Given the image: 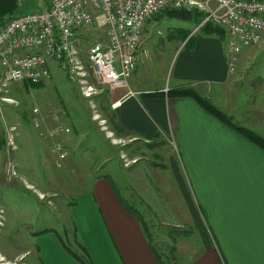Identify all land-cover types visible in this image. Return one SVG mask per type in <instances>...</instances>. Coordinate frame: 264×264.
<instances>
[{"label": "crops", "instance_id": "crops-1", "mask_svg": "<svg viewBox=\"0 0 264 264\" xmlns=\"http://www.w3.org/2000/svg\"><path fill=\"white\" fill-rule=\"evenodd\" d=\"M190 42L189 50L179 51L176 57L172 85L157 90L145 89L134 69L128 89L109 92L105 87L107 111L123 129L117 139L129 138V143L151 150L156 145V137L163 136L168 141L169 136L180 166L190 180L189 187L181 178L177 164L175 176L189 212L184 211L183 217L175 222L161 216L163 226L171 224L178 230L176 239L170 234L176 242V247L171 249L172 256L169 260L167 254L154 247L153 235L140 213L128 207L106 177H96L90 187L85 185L87 179L82 178L64 182V186L67 192L70 187L84 184L81 190L74 191L77 197L69 214L78 245L75 254L85 255L90 264H264V149L240 133L249 130L264 140V109H258L254 102L246 110H235L227 101L230 98H224V88L231 87L235 77H244V72L236 74V70L245 69L257 49L264 45V40L258 46L238 50L234 71H230L226 56V31L224 36H193ZM144 53L139 47L135 53V68L141 56L145 58ZM181 89H192L205 98H208L207 92L212 105L223 104L221 100L225 99L227 107L222 109L225 112L214 106L224 114L227 122L206 112L192 98L167 95L168 90ZM103 93L95 98L102 99ZM256 109L262 113L259 118L244 116ZM61 110L67 112L62 122L67 125L70 121L73 129L77 128L72 122L75 109L64 105L56 111ZM49 127L45 124L44 129ZM64 137L63 145L74 142ZM40 138L49 144L54 141ZM67 146H64L68 153L65 160L70 157L68 150L72 152ZM133 150H129L133 164L128 168L141 159ZM135 186L139 187L138 196L147 194L145 186ZM188 188H191L192 197ZM147 207L152 209L151 205ZM37 251L39 264H80L56 236L40 237ZM26 253L13 255L10 262Z\"/></svg>", "mask_w": 264, "mask_h": 264}, {"label": "rangeland", "instance_id": "rangeland-1", "mask_svg": "<svg viewBox=\"0 0 264 264\" xmlns=\"http://www.w3.org/2000/svg\"><path fill=\"white\" fill-rule=\"evenodd\" d=\"M49 4L50 0H18L11 17L41 11ZM200 24L197 25L193 20H183L179 15L165 13L156 15L146 23L140 43V49L145 51V58L142 55L135 68L141 87L157 90L172 85L176 57L179 51L189 50L192 43L187 46L185 43L190 37L200 35ZM217 26L224 30L222 26ZM184 32L189 35L185 41H181ZM80 34L83 36H79L81 43L78 45L82 58L85 59L90 46L101 35L94 29H83L78 35ZM222 42L225 46V41ZM244 68L236 70V74L244 72V77H235L232 86L224 88V98H230L227 101L235 110H246L254 102L258 109H264V45L257 49L253 59ZM49 70L47 85L38 88L11 85L7 96L13 102L1 103V114L7 126L16 128L17 136L13 134L17 148L9 156L15 164L17 177L8 181L3 173L8 156L5 158L6 150L1 140L0 256L7 257H0V264H16L19 261L10 262L13 255L25 252L27 253L21 264H39L38 239L46 234L56 236L66 249L76 253L78 245L76 246L69 212L77 197L74 191L81 190L84 184L70 187L66 192L64 182L71 183L83 178L87 179L85 185L90 187L96 177H106L128 207L140 213L142 221L153 235L152 244L167 254L170 260L171 249L176 247L172 237L177 238L178 230H174L175 226L171 224L163 226L161 223L164 219L161 216L165 215L166 221L175 222L183 217L184 211L189 212L175 176L177 164L183 176L181 178L190 187V180L180 166L176 150L169 141L170 137L167 136L168 141L163 136L156 137V145L151 150L137 143H129V138L118 140V134L113 131L109 121L110 114L107 110L103 111L107 105V89L103 87L102 99L95 96L84 99L77 83L71 81L56 63L50 62ZM88 81L95 85L92 77H88ZM205 95L208 97L206 99L211 97L207 92ZM225 99L221 100L223 104L214 105L221 110L225 109ZM64 105L75 109L76 113L72 111V122L77 128L73 129L70 121L67 123L70 132L64 140L72 139L74 142H68V146L67 142L64 143L72 152L68 150L69 159L63 161L58 168L55 155L50 153L51 144L41 141L39 132L31 125V109L38 106L43 121L49 127L52 125L49 121L50 110L62 109ZM64 112V117L67 118V112ZM261 115L256 109L244 116H253L255 119ZM41 130L44 131L43 125ZM129 150L135 151L133 153L141 158L130 168L128 166L133 163L129 158ZM136 184L145 186L147 194L138 196L139 187ZM188 189L192 197L191 188ZM148 205H151L153 213H150ZM170 234L174 236L171 237ZM188 242L192 243V240ZM7 259L9 262H6Z\"/></svg>", "mask_w": 264, "mask_h": 264}, {"label": "built area", "instance_id": "built-area-1", "mask_svg": "<svg viewBox=\"0 0 264 264\" xmlns=\"http://www.w3.org/2000/svg\"><path fill=\"white\" fill-rule=\"evenodd\" d=\"M166 10L199 11L204 14L199 27L209 22L222 26L227 33L230 71L236 67V53L241 47H253L264 40V0H50L41 11L9 17L0 25V104L13 102L7 96L11 85H47L50 62L77 83L86 99L102 93L103 87L109 92L128 89L144 27ZM83 29H94L101 35L85 59L78 45ZM64 114L63 110H50L52 125L42 131L46 122L40 109H31L33 129L40 137L54 140L50 153L55 155L57 167L68 156L62 137L70 129L62 122ZM13 133L16 128L7 126L0 106V140L8 156L4 164L8 181L17 177L9 156L16 149Z\"/></svg>", "mask_w": 264, "mask_h": 264}, {"label": "trees", "instance_id": "trees-1", "mask_svg": "<svg viewBox=\"0 0 264 264\" xmlns=\"http://www.w3.org/2000/svg\"><path fill=\"white\" fill-rule=\"evenodd\" d=\"M18 0H0V25L2 24V22L11 17V14L13 12V9L15 8L16 4H17ZM162 13L165 14H169V15H179L181 17V19L183 20H193V22H195L197 25L200 24L203 20L204 14L202 12L199 11H194L191 13H186L184 11H173V10H166ZM198 31L200 34L202 35H211V34H219L221 36L225 35V31L218 27L217 25H215L212 22L209 23H205L202 24L199 28ZM188 33L184 32L183 36H182V41H185L188 37ZM193 38L190 37L185 44H188L190 42V40ZM27 88L26 85H23ZM32 87L38 88V87H42V84H37V85H31ZM167 95L173 98H179V97H189L194 99L206 112H208L209 114H211L212 116L216 117L218 120L222 121V122H227V119L225 118L224 114L222 112H220L214 105H212L208 99H206L205 97L199 95L196 91L192 90V89H181V90H168L167 91ZM109 108L107 107V105L105 106L104 110H108ZM113 131L115 133H117L119 135V133H122L123 129L122 126L120 124H116L114 121V116L113 114H110V119H109ZM243 136H245L249 141H251L252 143H254L257 146H260L262 149H264V140L254 134L253 132L249 131V130H241L240 132ZM70 254L74 257V259H76L80 264H90L87 260H86V256L85 255H77L73 252L70 251Z\"/></svg>", "mask_w": 264, "mask_h": 264}, {"label": "flooded vegetation", "instance_id": "flooded-vegetation-1", "mask_svg": "<svg viewBox=\"0 0 264 264\" xmlns=\"http://www.w3.org/2000/svg\"><path fill=\"white\" fill-rule=\"evenodd\" d=\"M24 256H25V255H24ZM24 256L21 255V254H20L19 256H17L15 261H19V262H16V264H21V261H23Z\"/></svg>", "mask_w": 264, "mask_h": 264}]
</instances>
